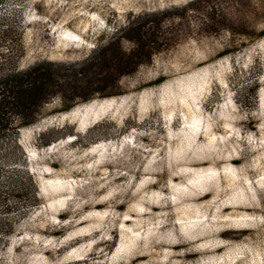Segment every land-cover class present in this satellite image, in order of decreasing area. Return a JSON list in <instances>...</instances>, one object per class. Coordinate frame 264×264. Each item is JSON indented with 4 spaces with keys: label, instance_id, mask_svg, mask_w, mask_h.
I'll return each instance as SVG.
<instances>
[{
    "label": "rangeland",
    "instance_id": "obj_1",
    "mask_svg": "<svg viewBox=\"0 0 264 264\" xmlns=\"http://www.w3.org/2000/svg\"><path fill=\"white\" fill-rule=\"evenodd\" d=\"M189 1H28L23 67L147 47L21 130L42 202L0 264H264V0Z\"/></svg>",
    "mask_w": 264,
    "mask_h": 264
},
{
    "label": "trees",
    "instance_id": "obj_2",
    "mask_svg": "<svg viewBox=\"0 0 264 264\" xmlns=\"http://www.w3.org/2000/svg\"><path fill=\"white\" fill-rule=\"evenodd\" d=\"M28 1L0 0V252L17 225L42 202L39 182L21 142V130L36 123L45 104L56 96L64 103L78 97L109 96L110 86L124 74L123 67L137 63L147 47L140 26L132 30L134 36H129L139 42L130 53L120 39L96 45L93 53L80 61L43 58L23 67ZM195 2L202 0H190L188 4ZM164 80L159 77L150 84ZM242 90L243 84H239L236 93L244 104ZM40 135L58 137L53 129Z\"/></svg>",
    "mask_w": 264,
    "mask_h": 264
},
{
    "label": "bare ground",
    "instance_id": "obj_3",
    "mask_svg": "<svg viewBox=\"0 0 264 264\" xmlns=\"http://www.w3.org/2000/svg\"><path fill=\"white\" fill-rule=\"evenodd\" d=\"M85 125H86V123H83V124L79 125L78 129H82V127L85 126Z\"/></svg>",
    "mask_w": 264,
    "mask_h": 264
}]
</instances>
